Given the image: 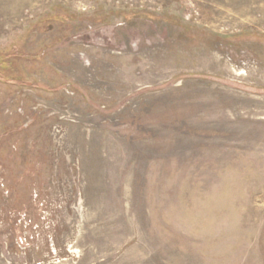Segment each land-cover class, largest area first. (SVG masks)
<instances>
[{
    "label": "rangeland",
    "instance_id": "obj_1",
    "mask_svg": "<svg viewBox=\"0 0 264 264\" xmlns=\"http://www.w3.org/2000/svg\"><path fill=\"white\" fill-rule=\"evenodd\" d=\"M0 264H264V0H0Z\"/></svg>",
    "mask_w": 264,
    "mask_h": 264
}]
</instances>
